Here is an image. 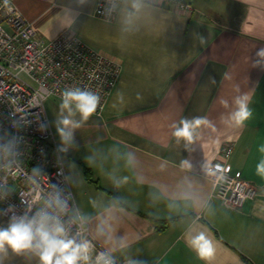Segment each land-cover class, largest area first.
I'll return each instance as SVG.
<instances>
[{
    "label": "crops",
    "instance_id": "crops-1",
    "mask_svg": "<svg viewBox=\"0 0 264 264\" xmlns=\"http://www.w3.org/2000/svg\"><path fill=\"white\" fill-rule=\"evenodd\" d=\"M12 1L41 37L66 29L120 63L101 115L73 129L70 142L57 131L63 125L49 124L71 212L92 237L123 264H264V177L256 172L264 144V59L256 55L264 49V0H189L190 13L121 0L110 20L95 14L97 0ZM245 94L252 115L237 124L230 117ZM197 117L209 123L191 140L173 135L181 120ZM227 142L225 170L256 186L236 209L215 196L205 174ZM200 234L212 242L210 258L192 244ZM4 264L39 260L9 250Z\"/></svg>",
    "mask_w": 264,
    "mask_h": 264
},
{
    "label": "built area",
    "instance_id": "built-area-1",
    "mask_svg": "<svg viewBox=\"0 0 264 264\" xmlns=\"http://www.w3.org/2000/svg\"><path fill=\"white\" fill-rule=\"evenodd\" d=\"M120 1L97 0L95 14L112 19ZM147 1L187 13L193 9L189 0ZM119 72L117 60L66 29L50 38L41 37L12 0H0V217L7 226L13 214L31 216L59 194L67 204L62 219L70 224L71 234L92 243L93 261L97 254L107 252L114 264L123 263L92 237L85 220L71 212L73 195L43 102L47 97L61 101L66 88L79 87L99 95L100 105L93 116H100ZM232 148L231 142L225 143L205 174L215 196L236 209L255 197L256 186L240 171L225 170L223 163Z\"/></svg>",
    "mask_w": 264,
    "mask_h": 264
},
{
    "label": "clouds",
    "instance_id": "clouds-1",
    "mask_svg": "<svg viewBox=\"0 0 264 264\" xmlns=\"http://www.w3.org/2000/svg\"><path fill=\"white\" fill-rule=\"evenodd\" d=\"M133 8H139V0H134ZM68 23L71 24L72 20L69 19ZM256 55L264 59V49H260ZM256 63L259 64L260 61ZM249 101L250 97L247 94L236 98L237 110L230 118L237 124H242L252 115ZM99 105V95L79 87L66 88L61 94L60 108L65 110L67 115L59 121L63 127L57 129L61 139L70 142L72 130L87 122L96 113ZM76 113H79V121L72 118ZM207 123L209 121L206 117L183 119L173 135L178 139L191 140L194 129ZM258 151L262 157L256 172L264 177V144ZM49 208H54L56 211H49ZM66 210V202L57 194L52 202L46 203L44 208L37 210L31 216L13 214L8 225L0 227V264H4L9 250L15 254H31L38 258L39 264H114L111 255L107 252L97 254L93 261L94 246L89 240L83 238L78 240L71 234L70 224L62 219V214ZM100 234L103 235V232L101 231ZM192 244L201 258L212 256L214 251L212 242L203 234L194 237Z\"/></svg>",
    "mask_w": 264,
    "mask_h": 264
},
{
    "label": "rangeland",
    "instance_id": "rangeland-1",
    "mask_svg": "<svg viewBox=\"0 0 264 264\" xmlns=\"http://www.w3.org/2000/svg\"><path fill=\"white\" fill-rule=\"evenodd\" d=\"M60 103L61 101L53 99L52 97L45 98L43 102L51 129L54 128L57 123L59 124V121L67 115V112L60 108ZM53 139H55V135Z\"/></svg>",
    "mask_w": 264,
    "mask_h": 264
}]
</instances>
